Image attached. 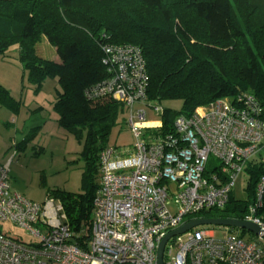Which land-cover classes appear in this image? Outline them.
Masks as SVG:
<instances>
[{
    "label": "built area",
    "instance_id": "1",
    "mask_svg": "<svg viewBox=\"0 0 264 264\" xmlns=\"http://www.w3.org/2000/svg\"><path fill=\"white\" fill-rule=\"evenodd\" d=\"M102 51L110 78L86 97L110 96L124 103L134 144L108 146L101 153L91 241L86 249L73 242L81 233L71 228L59 200L48 197L38 204L15 193L10 161L0 164V264H158L159 247L169 233L187 217L224 210L249 162L264 164L263 112L255 98L246 96L239 110L218 100L190 117H177L165 131V109L148 95L142 50L106 43ZM210 163L215 164L212 171ZM263 207L264 167L244 221L264 230ZM4 224L25 230L30 242L9 236ZM225 230L222 239L211 227L171 239L164 263L264 264L260 238L248 240L240 230ZM173 247L179 250L174 262Z\"/></svg>",
    "mask_w": 264,
    "mask_h": 264
},
{
    "label": "trees",
    "instance_id": "2",
    "mask_svg": "<svg viewBox=\"0 0 264 264\" xmlns=\"http://www.w3.org/2000/svg\"><path fill=\"white\" fill-rule=\"evenodd\" d=\"M43 40L56 49L58 59L39 50ZM106 43L142 50L152 102L161 106L182 102L180 111L164 108L165 131L172 129L177 117H190L218 100L243 109L249 95L261 107L264 121V0H0V57L7 58L18 46V61L36 91L48 79H57L58 124L78 141L85 138L79 156L84 163L82 191L57 190L48 195L62 203L69 225L81 233L73 242L84 249L92 237L101 153L110 145L115 128H127L124 103L110 96L86 97L89 89L110 78L103 63ZM0 104L16 106L1 84ZM263 167L255 161L247 166V200L232 195L224 210L202 212L185 222L245 220ZM261 215L264 218V207Z\"/></svg>",
    "mask_w": 264,
    "mask_h": 264
},
{
    "label": "rangeland",
    "instance_id": "3",
    "mask_svg": "<svg viewBox=\"0 0 264 264\" xmlns=\"http://www.w3.org/2000/svg\"><path fill=\"white\" fill-rule=\"evenodd\" d=\"M145 18L146 15H142L140 19L144 21ZM39 50L45 57L58 59L56 49L46 40L39 45ZM0 84L11 93L16 104L14 109L0 104V163L11 161L10 181L13 191L38 204L46 203L49 193L53 191L80 193L84 163L79 156L85 138L78 141L73 133L58 124V115L54 111L57 79H48L42 89L36 91L18 61V46H14L7 58L0 57ZM162 106L180 111L182 102L167 101ZM109 144L130 146L134 144V137L128 128L119 126L113 130ZM213 168L214 164L210 163L208 170L212 171ZM248 185L249 174L244 172L235 183L233 196L236 200L249 198ZM172 211L175 212V209ZM2 229L13 238L25 242L31 240L25 230L11 224H4ZM215 234L222 239L228 231L216 228ZM259 241L264 249V240ZM178 251L177 247L172 248V262Z\"/></svg>",
    "mask_w": 264,
    "mask_h": 264
},
{
    "label": "water",
    "instance_id": "4",
    "mask_svg": "<svg viewBox=\"0 0 264 264\" xmlns=\"http://www.w3.org/2000/svg\"><path fill=\"white\" fill-rule=\"evenodd\" d=\"M200 227L223 228V229H231V230L235 229V230L245 231L257 238L264 240L263 228L256 224H253V223H250L244 220L203 219V218L193 219V220H190L184 223L177 230L169 233L166 236V238L162 241L159 247L158 264H165L164 263V251H165L167 243L171 239L184 235Z\"/></svg>",
    "mask_w": 264,
    "mask_h": 264
},
{
    "label": "crops",
    "instance_id": "5",
    "mask_svg": "<svg viewBox=\"0 0 264 264\" xmlns=\"http://www.w3.org/2000/svg\"><path fill=\"white\" fill-rule=\"evenodd\" d=\"M14 122V121H13ZM12 158V157H11ZM10 163V160L8 161V162H6V163H4V164H9ZM1 164V163H0Z\"/></svg>",
    "mask_w": 264,
    "mask_h": 264
}]
</instances>
